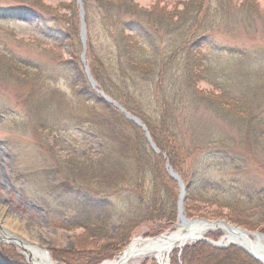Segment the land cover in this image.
Returning a JSON list of instances; mask_svg holds the SVG:
<instances>
[{"label": "trees", "instance_id": "16d2710c", "mask_svg": "<svg viewBox=\"0 0 264 264\" xmlns=\"http://www.w3.org/2000/svg\"><path fill=\"white\" fill-rule=\"evenodd\" d=\"M95 1L99 4V10L104 8L106 11L102 23L105 32L110 33L107 41L110 39L114 42V49L109 45L106 54L95 51L86 15L85 56L90 74L106 95L146 125L153 143L165 157L154 153L149 148L144 131L127 120L89 85L79 59V32L69 33L66 39L71 45L70 58L63 61L64 64L68 63L65 64L67 82L74 95L84 103H90L91 108L98 105L106 113L88 121L87 132L99 136L121 124L131 131L118 130L116 136L103 140L106 146L98 157L83 155L67 160V165L76 175L79 172L87 176L86 179L90 181L87 187L90 189L86 188L81 193L78 191L58 210H51V223L61 229H80L85 233V239H89L85 241L89 247L63 253L53 251V257L65 264H99L118 255L139 233L137 228L141 224L149 225L144 234L155 236L175 223L178 186L163 167L167 159L180 174L177 169L181 163L178 156L188 149L185 145L177 148L172 142L175 139L180 145L183 143L178 132L179 116L175 115L174 105L177 102L180 104L183 101L184 109H187L194 107L195 103L197 106L204 98L206 108L237 129L240 145L246 141L250 146L256 145V148L264 150V64L255 60L257 54L246 53L245 56L241 52L237 57L238 60L245 59L241 65L236 61L235 68H213V64H217L211 53L222 56L221 53L228 51L222 57L232 58L236 52V49L229 51L218 46L210 35L215 25L214 17L224 8L222 3L213 6L210 0H188L172 20L171 13V16L168 12L152 16L150 10L125 0ZM84 4L88 14L86 0ZM250 16L254 15L250 13ZM260 20L264 33V19ZM112 28L115 30L113 34ZM160 28H165L163 35ZM176 54H179L178 65L171 69L170 64ZM261 55L264 57V53ZM17 65L18 68H25ZM102 65H105V69ZM201 81L213 84L218 94L211 92L208 96H202L197 90V83ZM155 85L162 94L159 99L154 93ZM192 98H198L199 102ZM108 114H113L116 121H109ZM97 125L101 128L99 131ZM211 140L209 138L207 142ZM218 142L221 145L228 143L225 139L215 143ZM215 143L209 144L213 146ZM229 143L232 144L231 141ZM206 151L208 161L202 174L197 175L195 171L188 177L181 174L187 196L192 201L215 203L235 213L251 205L264 210L262 190L252 191L249 187H243L238 178L227 184L214 179L213 173L219 167L212 170L210 161H222L225 156L209 157V151H213L209 148ZM230 164L234 165L232 162ZM234 166L236 170L239 169L237 164ZM209 168L211 171H208ZM186 208L189 213L192 211L187 203ZM259 231L264 234V224ZM4 248L9 247L0 246L2 257H6ZM197 256L204 258L206 264H261L235 245L217 248L204 241H197L180 251H172L169 263L194 264ZM142 264L156 262L144 259Z\"/></svg>", "mask_w": 264, "mask_h": 264}, {"label": "rangeland", "instance_id": "374dc122", "mask_svg": "<svg viewBox=\"0 0 264 264\" xmlns=\"http://www.w3.org/2000/svg\"><path fill=\"white\" fill-rule=\"evenodd\" d=\"M125 1L150 10L152 16L168 12L173 20L175 13L188 0ZM86 2L89 6L88 14L84 9L85 0H81L84 24L87 15L95 51L100 50L106 54L109 52V45L114 49V42L110 39L107 41L110 33L105 32L102 23L106 11L104 8L99 10V4L95 0ZM219 2L224 8L214 17L215 25L210 35L218 46L229 51L236 49V52L232 58L222 57L228 51L221 53L222 56L211 53L217 64H213V68H235L236 61L241 65L245 60L237 59L241 52L245 56L246 53L257 54L255 60L264 64V57L261 55L264 53V33L260 25V19H264V0H210L213 6ZM250 13L254 16H250ZM252 21L254 22L250 25L249 22ZM79 28L80 11L76 0H0V226L19 237V243L0 237V246L9 247L4 248L6 257L0 256V264H30L24 249L17 245L20 243L26 249L36 247L48 251L57 264L65 263L57 261L53 257V251L63 253L89 247L85 242L89 239H85L86 235L80 229H61L51 223V210H58L59 206L76 196L78 191L81 193L86 188L90 189L87 187L90 183L87 176L79 172L76 175L67 165V160L83 155L98 157L106 146L103 140L112 138L118 130L131 131L121 124L99 136L87 132V122L103 111L98 105L91 108L90 103H84L74 95L65 77V64L68 63H63L70 58L71 50L66 37L69 33H78ZM160 29L163 35L165 28ZM114 32L112 28L111 33ZM78 40L81 44L79 33ZM178 58L179 54L173 57L171 69L178 65ZM85 61L89 68L86 56ZM220 62L223 63L219 65ZM17 64L25 68H18ZM102 66L105 69V65ZM153 89L156 99H159L162 94L157 85ZM197 90L202 96H208L211 92L218 94L213 84L206 81L198 82ZM192 99L199 102L198 98ZM205 101L202 98L200 104L196 106L195 103L194 107H186L187 109H184L183 101L174 105L175 115L179 116L178 132L183 143L180 145L175 139L172 142L177 148L184 145L188 147L185 152L178 149L182 151L178 156L181 161L177 168L180 174L176 172L180 177L181 174L188 177L194 171L197 175L202 174L205 162L208 161L205 155L209 148L213 151H209V157L225 156L222 161H210L212 170L219 167L213 173L215 180H222L227 184L238 178L241 186L249 187L252 191L262 190L264 194V150L256 148V145L250 146L246 141L240 145L237 129L206 108L203 104ZM104 114L106 113L102 115ZM113 116L108 114V120L116 121ZM98 127L97 125L96 128ZM209 138L212 140L207 142ZM224 139L228 142L226 145L215 143ZM209 143L215 145L211 146ZM218 151L221 153H216ZM230 162L237 164L239 169L236 170ZM113 200L115 202L114 198ZM186 203L192 209L190 213ZM182 207L187 219L223 220L245 231L258 232L264 236L259 231V227L264 224V210L253 205L245 207L244 211H237L238 214L215 203L192 201L185 189ZM148 227L145 223L141 224L137 228L140 231L134 238L153 237L144 234ZM166 229L174 231L176 228L171 225ZM203 236L211 241H218L226 235L222 230L215 229ZM226 240L225 238L224 242ZM196 242L187 240L181 247L175 246L170 253ZM206 263L199 256L194 262Z\"/></svg>", "mask_w": 264, "mask_h": 264}, {"label": "bare ground", "instance_id": "6f19581e", "mask_svg": "<svg viewBox=\"0 0 264 264\" xmlns=\"http://www.w3.org/2000/svg\"><path fill=\"white\" fill-rule=\"evenodd\" d=\"M141 124L144 125L145 129L147 130L146 125L142 122ZM139 128L143 131L141 127ZM155 147L159 150V148L156 145ZM149 148L154 153H156L150 147V145H149ZM156 154L160 155L159 153H156ZM163 168L166 171L167 175H169V177H171L170 168L176 172V170H174V168L171 166V164L167 160H164ZM173 180L176 182L178 186V193H177V200H178L179 185L175 179ZM184 199H185V195H184ZM226 223H222V222L206 223L201 220H195V221H192L189 227H187L186 229L187 231L185 230L186 232H182V230L184 229L180 230V228L177 227L176 230L174 231L165 230L161 232L160 234L155 235L153 237L135 238L130 243L128 242V244H126L125 247L121 251H119L118 255L115 256L116 258L114 257L113 260L105 261L102 264H141V262L144 259L153 260L157 264H167L168 258L170 256V251L175 246L180 247L182 246V244H185L187 240H190L191 237L193 238L200 237L204 235L205 233H207L208 231L215 230V229L222 230L225 235L230 237V239H232V241L236 243L240 244L241 241H243L244 243L242 244V246L247 249H249V247L245 243L249 240L251 241V244L253 245L254 248L259 249L264 252V237L261 234H259L258 232H253V231H248V230L246 231L240 230V231L234 232L235 227L231 229L228 226L231 224H228V223L226 224ZM16 226H19V224H16ZM0 230H1L0 232L1 238L3 236L5 240L8 239V240L14 241L15 243H19L18 242L19 237L15 233L9 231L7 228L3 226H0ZM185 233L189 234V237H186ZM24 249H25V255L28 257L30 264H57L55 261L49 258L47 253H45L41 249H38L36 247L35 248L30 247L29 249H26V248ZM34 250L36 252H34Z\"/></svg>", "mask_w": 264, "mask_h": 264}, {"label": "water", "instance_id": "95a60500", "mask_svg": "<svg viewBox=\"0 0 264 264\" xmlns=\"http://www.w3.org/2000/svg\"><path fill=\"white\" fill-rule=\"evenodd\" d=\"M77 1V5L79 7V11H80V33H79V37H80V41H81V44H82V52H81V55H80V61L83 65V69H84V73L86 75V78L89 82V84L92 86V87H96L97 86V83L96 81L91 77L90 73H89V68L85 62V24H84V12L82 10V6H81V0H76ZM98 94L107 102L111 103L112 105H114L117 109H119L126 117V119L130 120L132 123H134L135 125L141 127L143 129V131L145 132V136H146V139H147V142L149 143L150 147L156 152V153H159V150L155 147V145L152 143L151 139H150V136L147 132V130L145 129V126L141 124L140 120L138 118H136L135 116L131 115L130 113L126 112L117 102L113 101L110 97H108L106 94H104L101 90H98L97 91ZM163 155V154H162ZM170 175L173 179H175L177 182H178V185H179V197H178V200H177V221L176 223L174 224V227L177 228L179 227L180 230L184 229L186 230L187 227H189V225L192 223V221H195V220H201L203 222H206V223H214V222H222V223H226L225 221L223 220H206V219H187L185 217V215L183 214V207H182V203H183V199H184V195H185V186H184V183L183 181L181 180L180 176L175 172L173 171L171 168H170ZM227 224V223H226ZM231 229L235 226L233 225H228ZM245 231L244 229H241V228H238V227H235V230L234 232H237V231ZM187 231V230H186ZM185 236L186 237H189V234H186L185 233ZM263 236V235H262ZM264 237V236H263ZM227 239L225 242H224V239ZM205 241L206 243L214 246V247H225V246H228L230 244H234L236 245L237 247H239L240 249H242L244 252H246L248 255H250L252 258H254L255 260L261 262L262 264H264V252L259 250V249H256L253 247V245L251 244V241H247L245 244L248 245L249 249L245 248L242 246V244L244 243L243 241H241V243H236L234 241H232V239H230V237H228L227 235L224 236V237H221L218 241H211L209 240L208 238H205L203 235L200 236V237H191L190 238V241ZM21 244V243H20ZM19 247H21L22 249L23 246L22 245H19L17 244ZM25 251V249H24ZM45 252L47 253V255L50 257L49 255V252L45 250Z\"/></svg>", "mask_w": 264, "mask_h": 264}]
</instances>
